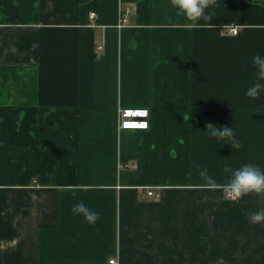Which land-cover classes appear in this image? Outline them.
I'll list each match as a JSON object with an SVG mask.
<instances>
[{
    "label": "crops",
    "instance_id": "crops-1",
    "mask_svg": "<svg viewBox=\"0 0 264 264\" xmlns=\"http://www.w3.org/2000/svg\"><path fill=\"white\" fill-rule=\"evenodd\" d=\"M207 12L190 27L170 0H0V264H264L248 218L264 196L198 187L196 167L264 171V91L245 96L264 0ZM124 109L149 129H120Z\"/></svg>",
    "mask_w": 264,
    "mask_h": 264
},
{
    "label": "clouds",
    "instance_id": "clouds-1",
    "mask_svg": "<svg viewBox=\"0 0 264 264\" xmlns=\"http://www.w3.org/2000/svg\"><path fill=\"white\" fill-rule=\"evenodd\" d=\"M171 7L175 10L178 17H184L189 22L190 27H196L200 21H209L210 16L208 9L214 8L217 5V0H170ZM252 65L255 69V79L247 88L245 96L256 99L261 91H264V56L256 54L252 58ZM140 116H146L147 110H139ZM126 128L147 129V122L139 124H125ZM207 133L210 138L217 140L229 141L233 150H239L243 147L241 142L236 139L234 130L228 126H216L212 123L206 124ZM198 175L204 181L201 187L210 191H221L227 198L232 201H239L243 197L256 194L264 196V171H261L259 166L255 164H244L240 168L233 170L230 166L225 165L223 171L229 173L226 182L218 183L217 180L209 174L208 169L196 166ZM188 177L191 178L192 173L189 172ZM86 190V188L84 189ZM74 216H81L89 225H95L100 214L83 201L74 204L71 208ZM249 220L253 224L264 223V209L254 213H249Z\"/></svg>",
    "mask_w": 264,
    "mask_h": 264
},
{
    "label": "built area",
    "instance_id": "built-area-1",
    "mask_svg": "<svg viewBox=\"0 0 264 264\" xmlns=\"http://www.w3.org/2000/svg\"><path fill=\"white\" fill-rule=\"evenodd\" d=\"M127 13H131V10L130 9H127L126 10ZM96 18V15L95 13H90V20L93 21L94 19ZM127 20H125L126 22ZM232 34L234 35H237L238 34V29L237 28H233L231 30ZM139 110H142V109H124V110H121V113H120V129L122 130H147L149 129V126H150V123H149V110H147V115L146 116H140L138 114ZM143 122H147L148 124V127L147 129H139V128H126L125 127V124H139V123H143ZM136 168V167H135ZM148 194L150 196H154L155 193L150 190L148 192ZM159 196V194L157 195ZM110 264H118V262L116 260H112L110 261Z\"/></svg>",
    "mask_w": 264,
    "mask_h": 264
}]
</instances>
